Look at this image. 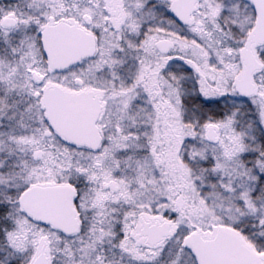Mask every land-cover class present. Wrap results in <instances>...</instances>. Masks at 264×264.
Listing matches in <instances>:
<instances>
[{"label": "snow or ice", "instance_id": "snow-or-ice-1", "mask_svg": "<svg viewBox=\"0 0 264 264\" xmlns=\"http://www.w3.org/2000/svg\"><path fill=\"white\" fill-rule=\"evenodd\" d=\"M0 264H264V0H0Z\"/></svg>", "mask_w": 264, "mask_h": 264}]
</instances>
